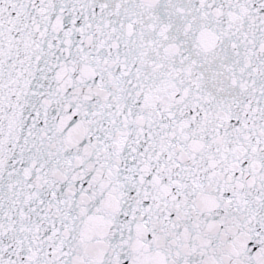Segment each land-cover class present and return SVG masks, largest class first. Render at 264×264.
I'll use <instances>...</instances> for the list:
<instances>
[{"label": "snow or ice", "instance_id": "6c2138e0", "mask_svg": "<svg viewBox=\"0 0 264 264\" xmlns=\"http://www.w3.org/2000/svg\"><path fill=\"white\" fill-rule=\"evenodd\" d=\"M0 264H264V0H0Z\"/></svg>", "mask_w": 264, "mask_h": 264}]
</instances>
